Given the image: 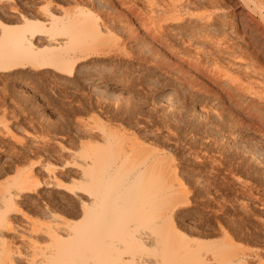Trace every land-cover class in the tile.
I'll return each instance as SVG.
<instances>
[{"label":"bare ground","instance_id":"1","mask_svg":"<svg viewBox=\"0 0 264 264\" xmlns=\"http://www.w3.org/2000/svg\"><path fill=\"white\" fill-rule=\"evenodd\" d=\"M235 2L238 12L226 0H0V79L40 78V143H0V264L263 261L264 232L248 221L264 227V203L235 225L218 214L220 197L264 173V139L245 150L231 137L264 128V0ZM206 159L233 184L243 175L234 193L226 175L201 171ZM196 195L215 241L180 229ZM31 205L54 224L21 226ZM39 234L46 245L22 259L17 247Z\"/></svg>","mask_w":264,"mask_h":264},{"label":"rangeland","instance_id":"2","mask_svg":"<svg viewBox=\"0 0 264 264\" xmlns=\"http://www.w3.org/2000/svg\"><path fill=\"white\" fill-rule=\"evenodd\" d=\"M226 1H228V3L230 4V3H232V4H230V5H232L234 8H237V12L240 10V8L239 7H237L236 5V2H235V0H226ZM234 4V5H233ZM236 4V5H235ZM184 68H186V69H184V70H187V67H184ZM1 81H0V129H2L1 127H3V129L5 128L6 129V131L10 128V130H9V132H11V133H9L8 135L7 134H2V133H0V143L1 142H3V144H8L9 146H17V144H19V143H25V141L26 142H28L30 139L31 140H36L37 142L38 141H40V124L38 125V123H40V114H37V113H40V78H37L36 77V79H32V80H35V81H32V80H30V79H28L27 80V78H25V79H22V80H20V81H17V80H14V79H8L7 81H5V82H3V80L2 79H0ZM24 80V81H23ZM17 81V82H16ZM33 82V83H32ZM163 82V84H165V83H167L166 81H161L159 84H161ZM158 83L156 84V85H159ZM20 85H26V88L27 89H31L32 90V92H33V95H31V94H29L28 92H24V93H26V94H24L23 96H22V94H19V93H17V91L16 90H18V88H19V86ZM18 87V88H17ZM214 88H216V86L214 87ZM21 90H23V89H21ZM216 90V89H215ZM217 91V90H216ZM36 95H35V94ZM13 94V95H12ZM18 94H19V96H18ZM21 95V96H20ZM29 95V96H28ZM36 96V97H35ZM25 97V99H23ZM20 98V99H19ZM28 98V99H27ZM32 99V100H31ZM216 100H217V102H218V100L219 99H215V102H216ZM26 101V102H25ZM34 101V102H33ZM221 101V102H220ZM223 101H224V106H226V107H228V106H230L231 107V105H230V103L228 104V102H227V99L224 97V99H223ZM219 102H220V104H222V99L221 100H219ZM226 102V103H225ZM24 103V104H23ZM38 103H39V105H38ZM37 104V105H36ZM17 109V110H16ZM24 109V110H23ZM235 111V110H234ZM12 114V115H11ZM39 116V117H38ZM154 116V115H153ZM153 116H152V118H153ZM32 117V118H31ZM28 118V119H27ZM36 118V119H35ZM30 119V120H29ZM150 119V118H149ZM19 121V122H18ZM187 121H188V119H187ZM187 121H186V124H190V123H192V122H190V121H188V123H187ZM250 120H248V122H249ZM7 122V123H6ZM30 122V123H29ZM33 122V123H32ZM35 123V124H34ZM181 123H182V121L179 123V126L181 125ZM257 125L255 122H252V124H251V121L249 122V124H251V125ZM8 124V125H7ZM250 125V126H251ZM8 126V127H7ZM8 129H7V128ZM249 127V126H248ZM247 127V128H248ZM252 128L253 127H251V128H249V129H247L248 131H244V132H242V134L240 133L239 135H237L236 133L237 132H234L233 134H232V138H233V140H234V138L235 137H237V138H235V142H237V145H239L240 146V148L239 149H241V148H243V146H244V148H245V150H247L246 148H248V150H250V149H253V148H255V147H262L264 144L262 143V140L264 139V128H261V127H259L260 129H262V131L260 132V134L258 135V130H256L255 128V131H254V129H253V131H252ZM2 129V130H3ZM4 129V130H5ZM2 130H0V131H2ZM203 130H201V131H199V132H201L202 134H203V132H202ZM3 132H5V131H3ZM225 133H229L230 134V132H225ZM248 133V134H247ZM250 133V134H249ZM10 134H11V136H10ZM196 134V133H195ZM206 135H208L209 133H205ZM228 134V135H229ZM253 134H256V135H253ZM262 134V135H261ZM19 135V136H18ZM26 135V136H25ZM197 135V134H196ZM204 135V134H203ZM202 135V136H203ZM235 135V136H234ZM237 135V136H236ZM263 136V138L261 137V136ZM13 136V137H12ZM23 136V137H22ZM200 136V135H199ZM209 136V135H208ZM234 136V137H233ZM239 136V137H238ZM256 136V137H255ZM259 136V137H258ZM4 138V139H3ZM10 138V139H9ZM204 138V137H203ZM259 138V139H258ZM17 139V140H16ZM39 139V140H38ZM241 139V140H240ZM23 140V141H22ZM239 140V141H238ZM11 141H13V142H11ZM15 141V142H14ZM36 141H31V142H33L34 144L35 143H37ZM240 141H242V142H240ZM261 143H260V142ZM6 142V143H5ZM19 142V143H18ZM38 143H40V142H38ZM242 143V144H241ZM252 143V144H251ZM16 144V145H15ZM244 144V145H243ZM257 144V145H256ZM263 144V145H262ZM207 146H206V148L209 146L211 149H212V147L209 145V143L208 144H206ZM252 145V146H251ZM256 145V146H255ZM261 145V146H260ZM238 146V147H239ZM242 146V147H241ZM251 146V147H250ZM207 148L208 149V151L207 152H209L208 153V155H211V154H214L213 155V157L216 159V158H218L217 157V155H216V153H214V152H212L211 150H210V148ZM253 147V148H252ZM243 148V149H244ZM211 152V153H210ZM263 153H264V151H263ZM40 154V153H39ZM38 155V154H37ZM36 154L34 155V156H32V157H28L30 160H29V163H34L35 165H36V163H37V168H39L40 167V155L39 156H37ZM216 156V157H215ZM234 156H236L235 158H233ZM238 155H233L231 158H232V161H234L235 159H236V162L234 161V165L236 164H238V163H240L239 161L241 160V158L240 159H238L239 158V156L240 157H242V154L240 153V155L237 157ZM238 159V160H237ZM204 161H208V163H209V165H206V164H208V163H206L205 162V164H204V166L201 168V171H204L205 170V173L206 172H209V170L210 171H212V172H218V173H220V175L221 176H223V177H226V180H228L227 182H226V180H224V182L226 183V184H228V186L230 185V186H232L231 187V191H232V193H234L235 192V190H236V188H238V184L237 183H241V180H242V174L241 173H237L236 174V177H234V179L236 180V178H237V175H240V177H239V179L237 178V180H239V182L237 181V183H235V184H233V183H231L230 182V180H232L231 178H229L230 176L229 175H227V173L225 174V172H223V169H221V168H224V166H223V164L222 163H213V164H211V166H210V161L209 160H204ZM26 163H28V160H27V162ZM28 163V164H29ZM217 164V165H216ZM222 165V166H221ZM206 166V167H205ZM216 166V167H215ZM218 166V167H217ZM220 166H221V168H220ZM218 168V169H217ZM197 170H199V169H197ZM255 176L253 177V184L251 185V188H250V190H246V192L247 193H244V194H241V193H238V191H236V193L235 194H232V196H234L235 197V199L236 200H234V199H232L231 197L232 196H230V195H223L222 197H220L219 199H218V205H220V206H222V208H223V210H224V213H218V214H220L219 216H221V223H224L225 225H227L228 223H230V224H233V225H235V224H239V223H243V221L244 222H246V221H248V217H245V214H244V212L242 213L241 211H243V210H241V209H243L245 206H246V204L249 206V205H258V207H260V205H262V203H264V173H262L261 172V170L258 168H256L255 169ZM257 171H259V172H257ZM260 173V174H259ZM9 175H11V174H9ZM226 175V176H225ZM259 175V176H258ZM7 176V175H6ZM229 176V177H228ZM262 176H263V178H262ZM242 177V178H241ZM6 177H3V178H1V179H5ZM217 178H219V179H217V180H220V177L218 176ZM39 180H40V175H39V178H38ZM255 179H256V181H255ZM258 179V180H257ZM259 179L261 180V181H259ZM67 180H66V184H67ZM231 184H230V183ZM256 182V183H255ZM69 183V182H68ZM237 184V185H236ZM260 184V185H259ZM236 185V186H235ZM229 186V187H230ZM234 187V188H233ZM233 189V190H232ZM42 190H46L45 188H43ZM48 190V189H47ZM249 191V192H248ZM245 195H249L248 197H246ZM242 196V197H241ZM246 197V198H243V197ZM249 197H251V198H249ZM263 197V198H262ZM200 197H198V195H196L195 196V202L193 201V200H191V203L192 204H190V205H192L191 207L192 208H189V209H186L185 211H183V213H182V215L179 217L180 219H179V222H180V226H182V227H180V229H181V231H183V233L185 234V235H187V236H189V237H191V238H196V239H200V240H207V241H215L216 239H218V238H216V237H218L219 235L216 233L217 231H216V225H217V222H216V220L213 218L212 219V217H214L213 216V213L212 212H207L205 215H203V214H201L200 213V206H199V204H198V199H199ZM222 198V199H221ZM230 198V199H229ZM244 199V200H243ZM229 200V201H228ZM232 200V201H231ZM253 200H255V201H253ZM246 201V202H245ZM249 201V202H248ZM232 202H234L233 203V205H232ZM194 203V204H193ZM197 203V204H196ZM243 204V205H242ZM245 204V205H244ZM40 205V204H39ZM242 205V206H241ZM219 206V207H220ZM230 206V207H229ZM239 206H240V208H239ZM31 207V208H30ZM30 207H25L24 208V213H25V217H22V218H18V220H19V222H20V225L21 226H23L24 228H33V227H35V226H33V227H30V226H32V225H34V224H36V223H40V219L42 220V218H43V221H45V222H50V223H53L54 224V222H53V217L51 216L50 217V215L48 216V214H46V216H44V215H42L41 213H39L40 212V206H39V208L37 207V206H35V205H31ZM217 207V206H216ZM228 208V209H227ZM238 208V209H237ZM26 210V211H25ZM38 210V211H37ZM193 210V211H192ZM205 210V209H204ZM56 211V210H55ZM58 211V210H57ZM56 211V213H53L52 215L53 216H55L56 215V217L57 218H65L64 220H69V219H77L78 217H79V213L78 212H76V210H75V212H76V214H75V212L70 216V215H64V214H60V212L58 211L57 212ZM78 213V214H77ZM200 213V214H199ZM55 214V215H54ZM217 214V215H218ZM200 215V216H199ZM201 215H203L202 216V218H204V219H202V218H200L201 217ZM212 215V216H211ZM42 216V217H41ZM44 216V217H43ZM207 216V217H206ZM46 217V218H45ZM69 217V218H68ZM226 217H228V218H226ZM25 218V219H24ZM62 218V219H63ZM185 218V219H184ZM224 218V219H223ZM259 219V217H256V219ZM202 219V220H201ZM233 221H231V220ZM183 220V221H182ZM230 220V221H229ZM254 220H255V218L253 219H250L248 222H250V226H252V227H254V226H256L255 227V231H258L259 233H261V234H263V232H264V230L262 229V228H264L263 226H258L257 224L255 225V222H254ZM25 221V222H24ZM28 221V222H27ZM214 221V222H213ZM223 221V222H222ZM229 221V222H228ZM238 221H239V223H238ZM188 222V223H187ZM28 223V224H27ZM196 223V224H195ZM56 224V223H55ZM184 224V225H183ZM188 224V225H187ZM215 225V226H214ZM259 227V228H258ZM262 227V228H261ZM185 228V229H184ZM28 230V229H27ZM263 231V232H262ZM216 235V236H215ZM218 235V236H217ZM232 235V238H234V240H236V241H239L236 237H233V234H231ZM44 239H43V238ZM252 237H254V238H256V236L254 235V236H252ZM38 240L36 241L37 243L34 245V244H32V245H30L29 243L27 244V243H23V244H20L21 242H18L17 243V245H16V247L18 248V250H20L21 251V253H22V259H24V258H27L28 256H30L31 254V257L32 256H34L33 255V253L35 254H38V251H36V250H39V248H41L42 246L44 247L45 245H46V243H47V241L45 240V236H40V234H39V236H38ZM42 238V239H41ZM41 239V240H40ZM43 240H45V241H43ZM41 242V243H40ZM240 242H242L243 244H248V243H246V242H244V241H240ZM241 243V244H242ZM45 244V245H44ZM242 244V245H243ZM33 246H35V247H33ZM247 246H249V247H255V245L251 242V243H249ZM22 247V248H21ZM37 247V248H36ZM36 248V249H35ZM256 248V247H255ZM15 250V249H14ZM16 251V250H15ZM36 251V252H35ZM18 251H16V253H17ZM20 253V252H19ZM264 253V252H263ZM17 255H19V254H17ZM19 255V256H20ZM27 257H26V256ZM25 256V257H24ZM24 257V258H23ZM30 258V257H29ZM36 258H37V256H36ZM25 260V259H24ZM26 263V262H25ZM24 263V261H23V263H21L20 262V264H25ZM26 264H28V263H26ZM251 264H264V259H263V261L262 262H260V261H253Z\"/></svg>","mask_w":264,"mask_h":264}]
</instances>
